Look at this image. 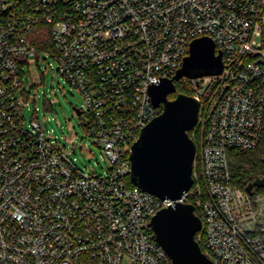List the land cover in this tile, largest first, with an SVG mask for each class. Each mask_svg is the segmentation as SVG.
<instances>
[{
  "label": "built area",
  "instance_id": "built-area-1",
  "mask_svg": "<svg viewBox=\"0 0 264 264\" xmlns=\"http://www.w3.org/2000/svg\"><path fill=\"white\" fill-rule=\"evenodd\" d=\"M201 36L223 67L190 80L193 196L161 199L128 184L130 147L162 110L149 86ZM48 56L82 96L103 174L77 166L73 142L23 122V69ZM263 121L264 0H0V264H172L150 219L174 201L198 210L214 264H264V187L234 185L228 165V149L258 146Z\"/></svg>",
  "mask_w": 264,
  "mask_h": 264
},
{
  "label": "water",
  "instance_id": "water-1",
  "mask_svg": "<svg viewBox=\"0 0 264 264\" xmlns=\"http://www.w3.org/2000/svg\"><path fill=\"white\" fill-rule=\"evenodd\" d=\"M223 64L220 51L208 36L194 38L180 67L169 78H161L149 86V95L161 112L142 127L131 144L130 179L139 188L164 199L176 200L186 193L193 182L192 163L196 145L189 136L197 122L198 101L189 94L177 93L175 81L186 76L199 78L220 73ZM79 113L78 108H74ZM264 187V177H255L245 186ZM194 205L181 201L159 209L150 219L155 240L169 256L172 264H214L195 239L202 227Z\"/></svg>",
  "mask_w": 264,
  "mask_h": 264
},
{
  "label": "rangeland",
  "instance_id": "rangeland-1",
  "mask_svg": "<svg viewBox=\"0 0 264 264\" xmlns=\"http://www.w3.org/2000/svg\"><path fill=\"white\" fill-rule=\"evenodd\" d=\"M32 62L23 71V91L26 99L22 102L21 114L26 125L31 119L39 122L48 137L67 148L73 142V153L77 166L85 172L103 174L110 162L99 146L92 142L80 124L74 108L82 107V96L78 89L66 82L56 72V62L52 57ZM28 73L30 74L28 76ZM210 75L200 80L206 82ZM192 78H184L180 81ZM27 83L29 85H27ZM20 93V92H19ZM198 139V131L195 134Z\"/></svg>",
  "mask_w": 264,
  "mask_h": 264
},
{
  "label": "trees",
  "instance_id": "trees-1",
  "mask_svg": "<svg viewBox=\"0 0 264 264\" xmlns=\"http://www.w3.org/2000/svg\"><path fill=\"white\" fill-rule=\"evenodd\" d=\"M176 91L170 93L168 98H174L177 93L190 94V86L188 85V79L184 81H175ZM192 129L188 131L191 137ZM196 139V138H195ZM228 165L231 175V182L240 187L245 188L247 183L251 182L255 177H264V121L260 142L257 147L253 149H239L230 148L228 149ZM128 184L133 185L130 177ZM256 189V187H253ZM192 187L189 191L188 201H191ZM195 214L199 215L198 210H194ZM198 232L195 233V239L197 238ZM199 246L202 247L201 241L198 242Z\"/></svg>",
  "mask_w": 264,
  "mask_h": 264
},
{
  "label": "flooded vegetation",
  "instance_id": "flooded-vegetation-1",
  "mask_svg": "<svg viewBox=\"0 0 264 264\" xmlns=\"http://www.w3.org/2000/svg\"><path fill=\"white\" fill-rule=\"evenodd\" d=\"M184 78H187V77H186V76L181 77V79H184ZM181 79H180V80H181Z\"/></svg>",
  "mask_w": 264,
  "mask_h": 264
}]
</instances>
